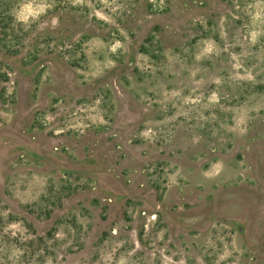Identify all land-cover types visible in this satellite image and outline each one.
Segmentation results:
<instances>
[{"label": "rangeland", "instance_id": "rangeland-1", "mask_svg": "<svg viewBox=\"0 0 264 264\" xmlns=\"http://www.w3.org/2000/svg\"><path fill=\"white\" fill-rule=\"evenodd\" d=\"M0 219L44 264H264V0H0Z\"/></svg>", "mask_w": 264, "mask_h": 264}, {"label": "trees", "instance_id": "trees-1", "mask_svg": "<svg viewBox=\"0 0 264 264\" xmlns=\"http://www.w3.org/2000/svg\"><path fill=\"white\" fill-rule=\"evenodd\" d=\"M50 252L43 238L24 240L0 219V264H44Z\"/></svg>", "mask_w": 264, "mask_h": 264}]
</instances>
